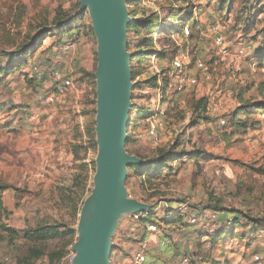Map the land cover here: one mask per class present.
Here are the masks:
<instances>
[{"label":"rangeland","instance_id":"1","mask_svg":"<svg viewBox=\"0 0 264 264\" xmlns=\"http://www.w3.org/2000/svg\"><path fill=\"white\" fill-rule=\"evenodd\" d=\"M76 4L72 6L69 0L62 3L60 0H0V54L6 51L15 56L14 59L0 56V64L12 68L10 74L0 79V183L13 188L4 194L6 214L0 224L20 232L52 225L73 233L40 244L22 238L12 244L13 235L0 228V258L11 255L9 264H19L27 256V250L32 249L46 255L36 264H50L48 256L53 252L66 254L71 241L78 240L81 212L95 188L99 154L95 34L93 70L91 75L75 71L71 95L57 97L51 104L40 103L36 94L41 82L32 73V64L39 63L49 50L45 47L44 35L55 26L57 10L61 5L79 8ZM126 8L132 22L150 18L155 26L152 35L147 26H140L139 30L128 26L129 32L138 30V37L128 32L132 76L138 77L132 78L127 153L148 163L158 158L161 150L178 154L200 152L195 159L169 162L172 169L180 171L166 178L137 176L128 168L129 197L150 206L153 220L158 223L174 216L172 204L176 207L178 202L187 199L202 215L206 211L219 214L226 211L228 215H221L218 224H214L215 233L195 227L200 236L209 234V238L199 239V246L203 248L200 251L206 254L207 263L264 264V110L250 118L241 110L236 121L246 128H234L229 115L240 109L238 95H243L248 104L260 101L264 105V66L257 57L264 52V0H166L159 4L151 0H126ZM189 17L197 21V26L191 27L190 40L170 34L178 21L187 25ZM81 21L84 28L87 23L91 26L88 14L83 13ZM216 34L222 37L224 46L231 48L232 55L212 74L210 83L201 81L198 87L182 95L181 103L170 111L163 145L154 146L146 134L144 114L137 117L139 110H153L158 101L159 87L149 83L153 65H166L171 54L181 50L192 53L197 48L206 52L204 59L208 62L219 50ZM63 37L64 34L58 33L51 48L57 50L60 59L71 61L73 67L74 55L59 51L58 44ZM145 38L149 40L144 43ZM142 47L149 54L152 49L156 53L160 51V56L135 58L134 54ZM241 48L245 50L244 55L236 57ZM59 69L66 73L61 64ZM212 88L219 90L218 107L209 110L212 120L206 121L198 118L193 105L200 98H210ZM218 115L226 118V126L221 131L215 127ZM89 132H93L96 145ZM256 221L262 222L254 226ZM235 222L239 225H233ZM145 231L143 223L131 221L125 212L112 239L111 264H129V257ZM259 255L262 259L257 262L255 257ZM62 257H54L52 264H60ZM154 259L149 256L148 262L152 264Z\"/></svg>","mask_w":264,"mask_h":264},{"label":"water","instance_id":"2","mask_svg":"<svg viewBox=\"0 0 264 264\" xmlns=\"http://www.w3.org/2000/svg\"><path fill=\"white\" fill-rule=\"evenodd\" d=\"M97 38V173L95 188L81 212L72 264H111L114 232L123 214L146 213L150 206L129 197L128 168L144 165L126 151L132 106V54L128 26L132 18L126 0H81Z\"/></svg>","mask_w":264,"mask_h":264},{"label":"built area","instance_id":"3","mask_svg":"<svg viewBox=\"0 0 264 264\" xmlns=\"http://www.w3.org/2000/svg\"><path fill=\"white\" fill-rule=\"evenodd\" d=\"M154 2L163 3L166 0H151ZM158 11V10H156ZM162 22V21H161ZM196 19H188L187 25L180 21L175 26L180 27V31L171 32V35L177 34L182 40H190L192 37L191 27L197 26ZM185 25V26H183ZM83 26H79L78 33L83 32ZM169 34V35H170ZM64 48L60 51L63 55H72L76 50V44L79 40V35L64 37ZM216 44L219 46V50L215 55L206 62V52L201 49H195V52L187 50H181L178 54H171L168 58L169 63L161 65L155 63L152 67V74L157 77L158 88V101L153 108L151 117L146 120V134L150 142L160 147L164 142V134L167 130V121L171 116V110L174 111L181 103L182 95L187 93L191 89H195L200 85L201 81L210 83L212 81V74L216 72L228 58L232 55L231 48L224 46L223 39L219 34L215 35ZM245 50L243 48L237 51L236 57L244 55ZM162 53V52H161ZM154 57L160 56V51L153 55ZM37 64H32V73L41 82L39 91L36 94L37 101L40 103L51 104L54 103L57 97H67L72 94L74 89V82L72 77L63 73L58 66V63H54L49 60V57L44 53L43 58L38 61ZM49 86H48V84ZM166 83L168 86H166ZM218 88L211 89V97L208 99L209 110H215L218 107ZM218 121L215 125L217 131H221L226 126V118L222 115L217 116ZM186 147H189L188 143H185ZM171 174H177L179 168L172 169ZM171 210V209H168ZM172 211L176 217L182 218L183 224H187L194 227H200L206 229L211 233L214 231L215 225L220 221V214L217 212H205L207 219L200 211L192 205L189 199L178 202L176 207L172 208ZM146 213H132L129 217L131 221L141 222L145 220ZM210 224L213 225L210 226ZM146 231L143 233V237L137 242L133 249L131 256L129 257V264H150L148 263V257L152 253V237L156 235L164 236L170 230L166 222L157 221L152 223H146ZM203 250V249H202ZM75 252L70 250L69 255L64 259L62 264H72ZM11 255L0 258V264H9L12 260ZM257 262H260L262 257L259 255L255 257ZM176 264H208L206 254L203 251L184 254L179 257Z\"/></svg>","mask_w":264,"mask_h":264},{"label":"trees","instance_id":"4","mask_svg":"<svg viewBox=\"0 0 264 264\" xmlns=\"http://www.w3.org/2000/svg\"><path fill=\"white\" fill-rule=\"evenodd\" d=\"M80 5V0L78 1V6ZM72 11H65L63 8L59 7V9L56 12V16H55V26L58 27L59 29V33L60 34H67V32L71 29V26L68 28H64L63 25L66 24L67 20L69 19V16L71 15ZM190 18V17H189ZM188 18V19H189ZM181 20V19H180ZM181 23L183 21H180ZM140 26H147V30L149 31V33L152 35L153 33V28H155L154 24L152 25V21L150 18H144L143 20H134L130 26L129 29H133L136 27V29H138ZM174 30H172L173 32L176 30L177 32L180 31V27L177 28V26L173 27ZM48 30V28H45V31ZM139 30V29H138ZM138 30L136 31H132L129 32V34L134 33L137 35L138 37ZM90 32L94 35V32L92 30V28L90 27ZM49 33H46V35H44V37L48 36ZM149 38H145L144 39V43L148 42ZM153 43V40H150ZM142 43H139V45H141ZM130 47V45H129ZM128 47V48H129ZM150 48H152V45L150 44ZM150 51V50H148ZM156 50L152 49L149 52L145 51V49L142 47L140 48L139 51H136V54H134V57H139L140 59H142L143 57H147V55H155L156 54ZM96 53V52H95ZM2 55V57H7L9 59H14L15 56H12V54H8L6 53V51H2V54H0V56ZM258 60L260 62L261 65L264 66V52H260L258 54ZM1 60V59H0ZM17 67V66H16ZM12 68L9 67H4L2 64H0V79L3 75H8L10 74V72ZM85 72L86 75H91L89 74L90 72ZM138 77L137 74H133L132 78L133 80H136ZM149 83L153 86L157 88V77L156 76H152V78H150ZM166 86H168V84L166 83ZM237 99V103L238 106L240 107V109L232 112L231 114H229L230 116L232 115V126L234 128H246V126L242 123H240L239 121H236V118L238 117V115L240 114L239 112L241 110H243L245 113V116H247L248 118H250L252 115L259 113V111L264 110V105L259 101L258 103H253L248 104V102L245 100V97L243 95H238L236 97ZM208 99L206 97L204 98H200L198 100H196L195 104L193 105L195 107L194 113L197 114L198 118L204 119L206 121H211L212 117H210L209 115V107H208ZM238 107V108H239ZM245 108V109H243ZM248 108V109H246ZM253 111H256L253 113ZM143 113L144 115L142 116V120H148L152 113L153 110H144L143 112L141 110H139L137 112V117L139 118L140 114ZM93 132H89V136L91 138V141L93 143V145H96L95 140L93 138ZM78 147L76 148V152H78ZM200 152H197L195 154L193 153H187L185 154L184 152L182 154H178L174 151H165V150H161L159 153L158 158L155 159H150V161L144 165H136V166H131L130 169L134 171V174L137 176H143V177H147V178H151V177H158L161 176L163 178H166L167 176L171 175L172 170L171 167L169 165V162L180 159V160H184L185 158H189V159H195L197 158V155ZM160 171H158V170ZM169 172V173H168ZM13 189L11 186L8 185H4L2 183H0V219L2 218V216H5L6 212H5V205H4V194L6 191ZM214 209V208H213ZM219 211L218 209H214ZM153 215L154 212L150 211L147 215L145 220H142L139 223H143L144 225L146 223H152L155 222L156 220H153ZM172 215H170V218L167 217L165 218L164 222H169V221H174V222H178L179 220H182V218L180 216L176 217L175 215L173 216L174 218H171ZM262 222V221H261ZM260 221H256L253 223L254 226H258L261 224ZM233 225H239L238 222H235ZM0 228L2 231L7 232L9 235H13L10 239V242L13 244L17 239L22 238L23 241L26 242H30V243H34V244H40V243H45L48 241H52L58 238H64L67 236H71L73 233L69 230H67L66 228H62L63 230H60V227L57 226H52V225H48V226H43V227H37L35 229H25L23 230V232H20L19 230L15 229V228H11L9 226H7L6 224H0ZM2 237V236H0ZM74 244V239L71 241V243L68 245V247L66 248V254L60 253V252H53L51 253L48 257H49V262L50 264L53 263V259L56 256H60L62 257V261L60 262V264L63 263L64 259L69 255L71 247ZM45 255L44 252L40 251V250H36V249H32V250H27V256L25 258H21L19 260V264H36V261L43 258ZM47 258V257H46ZM59 258V257H58ZM48 259V258H47Z\"/></svg>","mask_w":264,"mask_h":264},{"label":"crops","instance_id":"5","mask_svg":"<svg viewBox=\"0 0 264 264\" xmlns=\"http://www.w3.org/2000/svg\"><path fill=\"white\" fill-rule=\"evenodd\" d=\"M63 1L65 0H60L61 3ZM78 1L79 0H69V2L73 4L72 6H74L76 3V5H78ZM60 7L65 11H72L66 24L63 25L64 28L71 26V29L67 32V36H73L74 34L79 35V40L76 44V50L72 54L74 55L73 59H75V62L73 63L72 67L71 61H66L63 57L60 59L59 54L56 52L57 50L51 48V45L56 41V36L59 33V29L56 26L49 28L51 30L49 35L46 37V42L44 43L45 47L49 50L45 52V54L49 57L50 61L58 63V66L61 64L64 72L74 78L75 71L80 74L81 71L90 72L93 70L95 64V41L94 35L90 32V27L92 28V24L91 26H88L89 24L87 23L85 25L86 28H83V32L78 33L79 26H83V22L81 21L83 18V13H80L81 8H66L64 5L63 7L62 5ZM84 14H88V12L86 11ZM65 36L66 34H64V37ZM64 37L61 39L60 43L58 42V48L60 50L64 48ZM78 70L81 71L79 72ZM184 161L185 160H181V162ZM172 205L175 207V204ZM221 215H228V213L223 211L220 212V216ZM179 222L180 221L177 222L178 224L174 221L166 222L168 224V228L170 229L168 233H166L164 236L156 235L152 237V253L150 256L155 257L154 261H151L152 264H176L180 256L193 252H200V250L203 249L201 246H199V239L201 238L202 240H205L209 238V234L207 233L206 235L200 236V233L196 231L195 227L182 224L183 221L181 223Z\"/></svg>","mask_w":264,"mask_h":264}]
</instances>
